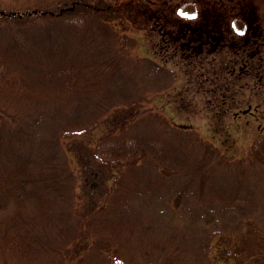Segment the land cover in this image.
<instances>
[{
	"label": "rangeland",
	"instance_id": "1",
	"mask_svg": "<svg viewBox=\"0 0 264 264\" xmlns=\"http://www.w3.org/2000/svg\"><path fill=\"white\" fill-rule=\"evenodd\" d=\"M47 1L49 0H0V7L24 8L27 4L34 6ZM77 1L85 6L102 5V10L95 12L86 7L84 15L77 18L68 45L73 53L79 55V60L84 61L82 63L89 64L83 73L86 78L84 87L94 86L95 89L87 88L84 99L87 103L93 102L96 118L89 123L87 120L86 125L83 124L84 127L89 125V128L82 134L72 131L69 135L70 132L65 129L71 119L69 113L73 106L70 104L78 103L77 98L73 97L76 94L55 92L56 100L52 99V102L45 104L47 108L50 107L49 111L55 113L54 120H57L56 130L52 128L54 144L50 147L52 151L47 153L39 165L32 167L31 171L45 176L54 166L55 171L63 170L59 178L65 184V196L51 206L54 212L62 208L69 210L70 213L67 214H70V217H65V220L59 222L55 215H45L43 221H38L35 226L40 233V241L46 240L55 244L72 235H83L81 230L85 224L78 227V217L86 218L85 214L92 215L106 197L107 188L113 180L109 178L108 170L96 164L93 147L95 138L106 131V125L102 118L98 120V115L102 112H112L118 105L121 108L113 112L116 122L128 112V105L134 106V110L130 109V112L134 114L132 119L135 118V122L128 130L129 134L147 132L158 136L160 141L153 138V142H159L161 145L159 152L173 148L169 152L171 160L176 154L179 155L178 151L183 152V163L184 158L186 162L194 161L197 157L202 160L198 172L186 170L187 174L190 173L189 176L195 178L197 187H205L207 179H211L199 174L205 164L207 169L213 172V176L211 173L210 176L216 181L214 189L222 186L211 191L230 193L236 197L231 203L239 206L244 199L242 197H248L250 194L258 196L259 201H262L259 196L263 197L264 194V164L258 162L255 155L264 149V0H148L146 13L139 15L136 23H130L128 17L124 16L109 18V15L112 16L109 12L113 4L111 2L121 0ZM202 14L208 19L209 27L216 31L213 36L217 42L210 44L199 55H189L187 48L182 45V40L175 37L177 31L174 24L181 20V23L184 21L190 26L197 25ZM102 18L106 21L102 22ZM1 24L0 46L11 38L13 28L16 29L15 25L5 26L4 20H0ZM99 58L101 61H97ZM35 67V73L43 74L46 65ZM121 70L127 79L122 78L118 84L107 83L106 79L110 74V77L120 78ZM19 72L23 73L22 70L11 71L7 75L9 81H0L1 102L7 104L9 100H13L16 93L22 91L15 88L18 84L15 75ZM49 80H45L40 87L49 90ZM72 82L75 81L71 79L69 86ZM19 83L22 88L26 85L20 80ZM62 84L56 86L63 88L65 83ZM58 94L60 95L56 97ZM121 102L123 106L120 105ZM85 111L88 109L81 110L83 113ZM86 118L84 117V120ZM79 120L81 122L83 117ZM4 121L10 123L8 119ZM49 121L51 122V119L42 122V127L49 129ZM75 123L80 126L78 122ZM14 135L16 136V133ZM50 135L48 131L43 132V139ZM29 140L30 142L23 140L14 151L16 154L30 156L32 161L28 163L32 166L33 161H36L33 158L38 151V138L31 135ZM86 142L91 149L86 147ZM164 142L168 145L165 146ZM193 143L197 147L201 146V149H195L192 153L185 145ZM212 148L215 149L211 150ZM221 156L233 164L236 163L231 169L217 170L215 168ZM13 158L18 159L17 156ZM80 160L87 163L89 168L86 171L85 167L81 169ZM175 161L177 162V157ZM159 168L157 164H149L144 171L139 170L138 174H143L140 177V191L129 202L133 204L131 208L139 213L144 221L149 218H171L174 222H188V230L182 234L185 239L181 240L183 247L188 238H195L196 235L210 246L208 245L207 255L202 253V249L197 255L186 253V259L196 255L197 264H211L210 259L214 264H227L224 256L230 254L234 263L245 264L247 258L240 259L239 253H235L240 240L239 224L220 212L216 197L211 198V192L205 188H201L200 193L206 197H195L191 190H178L181 184L177 181L183 182L187 174L176 172L175 182L164 177L159 179L162 177ZM242 178L244 184L242 182V185L238 186ZM32 203L33 201L27 202L28 216H41L43 213L35 209ZM263 205L252 213L255 223L261 227L264 225ZM113 220L116 224L121 223L118 217ZM27 222L29 226L34 224L28 217ZM197 224L200 234L197 233ZM59 226L62 231H59ZM119 226L112 227L116 234L119 232ZM105 228L106 233L109 228ZM66 229L68 231L64 234ZM141 229L143 228L139 226L133 232L132 238H135ZM167 229L169 231L164 234L171 231L170 228ZM262 231L260 239L264 245V228ZM99 236L102 237L101 234ZM120 237H123V234ZM93 252L89 255L92 264H116L102 252ZM123 253L129 258L132 256L135 264H145L149 257L137 249ZM67 257L65 256V259ZM52 258V255L45 257L42 264H55Z\"/></svg>",
	"mask_w": 264,
	"mask_h": 264
},
{
	"label": "trees",
	"instance_id": "2",
	"mask_svg": "<svg viewBox=\"0 0 264 264\" xmlns=\"http://www.w3.org/2000/svg\"><path fill=\"white\" fill-rule=\"evenodd\" d=\"M144 1L121 0L115 1V3L111 2L113 4H111L112 7L109 12L112 16L109 15V18L114 19L116 16L123 18L124 16L125 18L128 17L130 23H136L139 15L146 13L148 0L145 1L146 3ZM25 6L24 8L9 9L0 7V20H4L6 23L4 25L16 26V29L13 28L11 38L0 46V81H9L7 75L11 71L22 70L23 73L19 72L15 75V79L18 84H20L19 80L26 84L23 88L18 84L15 85V88H20L22 91L16 93L13 100H9L7 104L0 101V264H42L43 259L49 255L53 256L52 261L55 264H92L89 255L94 253L93 250L102 252L116 264H135L132 256L129 258L127 254L123 253L130 249H137L145 255L147 254L149 257L145 264H197L196 255L198 251L203 249L202 253L207 255L209 243L196 235L195 238H188L185 247H183L181 240L185 239L182 234L188 230V222H174L171 218H166V220L149 218L148 221H144L140 214L131 208L133 204L129 202L139 194L140 177L143 175L138 174L140 169L144 171L147 165L157 164L160 167L158 169L159 174L162 175L159 179L164 177V179H173L175 182L174 174L176 172H184L185 174H187L186 170L198 172L202 160L197 157L194 161L186 162L184 158L183 163V152L178 150L179 155L176 154L171 160L169 152L173 148L170 147L165 152H159L161 145L159 142L155 144L153 142V138L158 139V136L150 135L147 132H137L136 135L129 134L128 130L135 122V118L132 119L134 114L130 112V109L134 110V106L131 107L132 104L128 105L130 107L126 109L128 112L119 117V122L115 121L116 115L113 114L115 109L121 108L119 105L112 112L109 111L106 114L102 112L101 115H98V120L102 118V122L106 125V131L95 138L96 143L93 151L95 158H97L96 164L98 167L108 170L109 178H112L113 181L107 188L106 197L95 211L96 215L94 216V212L90 216L85 214L86 218L78 217V227L85 224L81 230L83 235L81 233L79 236L72 235L55 244L46 240L40 241V233L35 228L38 221H43L45 215H55L56 220L60 222L65 220V217L68 219L70 215L67 214L70 211L65 208L54 212L53 206H51L57 203L59 198L61 200V197L65 196V184L59 178L63 170L55 171L54 166L45 176L31 171L32 167L39 165L47 153L52 151L50 147L54 144L52 128L56 130L57 120H54L55 113L49 111L50 107L47 108L45 104L55 99V92L76 94L73 97L77 98L78 103L70 104L73 109L69 113L71 119L65 129L70 132L69 135L72 131L82 134L89 128V125L84 127L83 124L86 125L87 120L89 123L96 118L95 109L93 110L92 107L93 102L87 103L84 99L87 88L95 89L94 86L84 87V79L86 78H84L83 73L86 65L89 64L82 63L84 61H80L79 55L73 53L68 45L71 42V33H73L77 18L84 15L83 12L87 10L86 7L95 12L102 10V5L93 7L91 5L85 6L77 0H49L38 3V5L27 4ZM146 17L148 18V15ZM203 17L205 16L202 14L201 20ZM205 19L208 21L207 18ZM201 20L198 21L199 24L197 25H200ZM103 21L106 20L102 18ZM2 25H0V29ZM174 25L177 31L175 37H179L182 40V45L187 48L186 37L191 27L184 21L181 23V20ZM99 36L103 35L99 34ZM193 36H198L196 31ZM195 42L196 44L191 49L193 54L199 55L201 51H199L198 42L194 41L193 43ZM97 61H101V58ZM44 64L46 67L43 74L42 72L35 73V66L44 67ZM120 75L122 76L118 78L110 77V74L107 76V83L115 82L118 84L122 78H126L123 70H121ZM48 79L51 82L47 84L49 90L42 89L41 84ZM71 79L75 82L69 86ZM62 83H65V86L59 88ZM120 105L123 106V102ZM84 109H88V111L81 112ZM80 114L83 117L81 122H79ZM84 117L87 118L84 120ZM4 119H8L10 123H6ZM47 119H51L49 129L43 128L41 125ZM75 122H78L77 124L80 126H76ZM116 130L121 132L117 133ZM47 131L51 135L43 139V132L47 133ZM31 135L38 138V151L33 158L36 161H33L32 166L28 163L32 161L30 156L16 154L14 151V148L23 140L30 142ZM12 138L14 139L10 142ZM158 140L160 141V139ZM167 145L165 143V146ZM185 146L186 148L189 147L192 153L195 149H201V146L197 147L194 143ZM86 147L91 149L88 142H86ZM14 156H17L18 159H14ZM176 157L177 162L175 161ZM255 158L264 164V149L260 154H256ZM80 163L81 169L85 167L86 171L89 168L86 162L80 160ZM234 164L221 156L215 169H231ZM209 166L211 167L210 164ZM202 167L204 169L200 170L199 174L211 178L207 179L205 187L199 185L197 187V184L194 183L195 178L189 176L190 173H188L183 182L177 181L181 184L178 190H191L195 197H206L200 191L201 188L208 189L211 192V198L215 196L220 204V212L239 224L241 229L238 234L240 240L236 245L235 253H239L240 259L247 258L245 264H263L264 245L261 244L260 238L264 225L261 227L255 223L252 213H255L260 205L264 204V194L263 197L259 196L263 199L262 201H259L258 196L250 194L248 197H242L244 199L240 202L241 206L232 204V200L236 197L231 196L230 193L221 194L211 191L222 186L214 189L216 181L213 180L214 177L212 178L213 172H210L205 164ZM201 177L200 179H202ZM242 182L243 178L239 180L238 186L242 185ZM248 186L251 187V185ZM196 188L199 190L197 193L195 192L197 191ZM207 198L209 197L207 196ZM28 201H33L32 204H34L35 209H39L43 214L41 216L39 214L28 216ZM27 217L29 220H33L32 226H29ZM114 217H118L121 223L116 224L113 220ZM195 221H197L196 218ZM116 225H120L117 234L115 230H112V227L116 228ZM255 225L258 227L256 228ZM139 226L143 229L140 230V233H136L135 238H132L133 232ZM197 226V233L200 234L199 225L197 224ZM105 227L109 228L106 233ZM167 228H170L171 231L164 234L165 231H169ZM59 231H62L60 226ZM67 231L68 229L64 231V234ZM73 233L74 229H72ZM122 234L123 237H120ZM241 244L243 247H240ZM80 252L82 253L78 255ZM186 253L196 255L194 258L186 259ZM65 256L68 257L65 259ZM224 257L227 264H236L231 260L230 254ZM210 261L211 264H214V261L211 259Z\"/></svg>",
	"mask_w": 264,
	"mask_h": 264
},
{
	"label": "flooded vegetation",
	"instance_id": "3",
	"mask_svg": "<svg viewBox=\"0 0 264 264\" xmlns=\"http://www.w3.org/2000/svg\"><path fill=\"white\" fill-rule=\"evenodd\" d=\"M205 18L206 16L203 17V19L200 21L199 26L191 27L188 30V35L186 37V47L189 52V55L193 54V50L191 49V47L196 44V42L193 43L194 41L198 42L197 44L199 45V51L201 52L205 51L210 44L214 45L217 42L216 37L213 36L216 31L212 30V28L209 27V23L208 21H205ZM195 31L198 34L197 37L193 36Z\"/></svg>",
	"mask_w": 264,
	"mask_h": 264
}]
</instances>
